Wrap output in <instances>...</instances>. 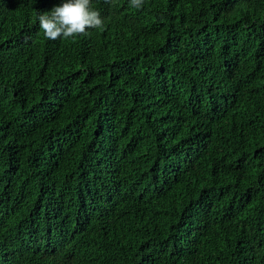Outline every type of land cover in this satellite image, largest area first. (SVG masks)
Returning a JSON list of instances; mask_svg holds the SVG:
<instances>
[{"label":"trees","instance_id":"trees-1","mask_svg":"<svg viewBox=\"0 0 264 264\" xmlns=\"http://www.w3.org/2000/svg\"><path fill=\"white\" fill-rule=\"evenodd\" d=\"M63 2L0 0V264H264V0Z\"/></svg>","mask_w":264,"mask_h":264},{"label":"clouds","instance_id":"clouds-1","mask_svg":"<svg viewBox=\"0 0 264 264\" xmlns=\"http://www.w3.org/2000/svg\"><path fill=\"white\" fill-rule=\"evenodd\" d=\"M110 4L112 0H104ZM144 0H130V7L142 9ZM39 28L46 39L56 41L87 36L89 30L104 29V19L95 10L92 0H65L50 13L39 14Z\"/></svg>","mask_w":264,"mask_h":264}]
</instances>
